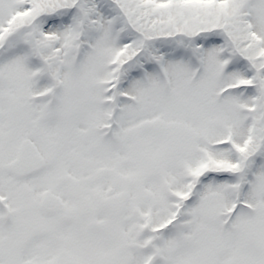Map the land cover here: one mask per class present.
I'll return each mask as SVG.
<instances>
[{"label":"snow or ice","instance_id":"6c2138e0","mask_svg":"<svg viewBox=\"0 0 264 264\" xmlns=\"http://www.w3.org/2000/svg\"><path fill=\"white\" fill-rule=\"evenodd\" d=\"M0 264H264V0H0Z\"/></svg>","mask_w":264,"mask_h":264}]
</instances>
